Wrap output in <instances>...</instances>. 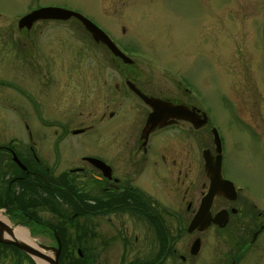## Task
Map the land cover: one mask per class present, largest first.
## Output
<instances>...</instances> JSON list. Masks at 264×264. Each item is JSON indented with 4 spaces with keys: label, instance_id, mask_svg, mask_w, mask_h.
<instances>
[{
    "label": "flooded vegetation",
    "instance_id": "af4514ba",
    "mask_svg": "<svg viewBox=\"0 0 264 264\" xmlns=\"http://www.w3.org/2000/svg\"><path fill=\"white\" fill-rule=\"evenodd\" d=\"M39 2L0 8V121L6 124L0 126V237L16 239L21 228L38 244L56 245L57 237L58 258L70 259L62 249L68 238L91 244L101 240L103 229L129 234L138 222L159 236L147 260L136 262V253H129L132 264H164L169 252L179 264H207L212 256L217 264H242L247 256L252 264H264V180L234 182L223 166L230 129L264 164V0H228V84L225 98L215 104L226 136L210 123L209 110L201 108L182 73L169 71L175 74L169 88L155 92L131 70L133 60L114 56L75 17L26 19L47 8L75 12L122 52L92 14L63 2ZM91 53L96 60L89 63ZM140 94L184 109L183 117L145 134L152 110ZM213 130L220 177L230 185L219 182L206 204V228L187 233L181 244L168 237L166 225L188 224L201 208L210 184L202 153L214 162L217 155ZM73 225L82 226L79 236ZM25 261L32 262L0 242V264Z\"/></svg>",
    "mask_w": 264,
    "mask_h": 264
},
{
    "label": "rangeland",
    "instance_id": "374dc122",
    "mask_svg": "<svg viewBox=\"0 0 264 264\" xmlns=\"http://www.w3.org/2000/svg\"><path fill=\"white\" fill-rule=\"evenodd\" d=\"M30 1L0 0V8L10 11ZM43 1L67 3L71 8L92 14V20L105 32L112 34L111 37L118 40L120 50L133 60L131 70H135L140 80L152 86L155 92L169 88V80L175 77L169 71L177 75L182 73L184 80L196 89L201 108L209 110L210 123L226 136L224 125L218 124L223 122L215 111V104L225 98L228 84V0H40ZM122 28L125 34L124 31L121 33ZM77 46L79 48L80 43ZM91 54L93 57L86 59L89 63L96 60V54ZM108 60L109 54L105 52L104 61ZM110 70L105 68L106 76H112ZM4 125L0 121V126ZM77 139L69 138L68 141ZM251 150L257 155V149ZM223 157L228 179L243 184L252 178L264 180V164L248 152L239 133L234 130H228ZM78 222L79 219L74 221L76 225H79ZM186 225H166L168 237L181 244L186 242L189 238L185 232ZM105 227L109 228L106 223ZM73 228L79 236V226L73 225ZM103 230L101 240L91 244L68 238L63 243V253L75 258V249H80L82 258L86 257L84 264H132L134 261L147 260L156 250L159 233L154 228L146 229L137 222L127 229L129 234H124L122 228L118 235L110 228ZM121 236L123 238L120 239ZM133 237H136L135 242ZM29 239L34 244L40 242L31 236ZM43 244L56 247L55 243ZM129 253H136L133 257L137 259L132 261L133 257H129ZM48 256H53L51 251ZM167 257L170 262L164 264H179L176 256L170 252ZM247 257L242 264H252L251 257ZM25 264L28 263L25 261ZM207 264H217L216 258L212 256Z\"/></svg>",
    "mask_w": 264,
    "mask_h": 264
},
{
    "label": "water",
    "instance_id": "95a60500",
    "mask_svg": "<svg viewBox=\"0 0 264 264\" xmlns=\"http://www.w3.org/2000/svg\"><path fill=\"white\" fill-rule=\"evenodd\" d=\"M32 14H34L35 16L27 17L26 19L28 21H33L34 19H37V18L66 19L70 16H73L82 24L83 28L89 32V34L91 35L94 41L104 44L105 47L113 55L117 56L122 61H126V62L130 61L109 41V39L106 37V35L102 31H100L92 23H90L87 19L78 15L77 13H73L70 11H64L58 8H49V9H41V10L35 11ZM141 98H143V100L149 107L154 106L155 102L167 104L165 102L158 101L156 99H147V97L143 95H141ZM173 108H178V107H173ZM154 109H157V107L155 106ZM178 110L179 112H175V111L169 112V111L162 110L159 112L158 115H155L152 112H150L144 124V128H146L145 134L152 131L155 127H162L166 125L167 123H171L175 119L182 118L183 117L182 116L183 114L181 111L182 109L180 110L178 108ZM212 134H213V142L216 146L217 156L214 162L212 159L213 157L208 152L204 151L202 153V159L204 161V171L206 175L208 176L210 184H209L207 193L205 194V197L203 199V202L201 203V208L192 217V219L190 220V222L188 223L186 227V231L188 233H191L192 231H195V230L201 231L206 228L207 223H208V219H207L208 218L207 217L208 207L206 204H209V201H210V198H212V195L218 192L220 188L219 182H225V183H228V185H230L229 182L222 180V178L220 177V168H219L220 143H219V139H218V136L215 130L212 132ZM0 242L15 246L16 248L24 252L27 256H29L34 261L35 264H37V260H40V258L45 260L47 262L46 264H58V255L60 251V244H59L58 239H57L56 247L44 246L40 244H37L34 246L28 243L18 242L16 240L7 241L2 238H0ZM197 248H198V239L194 240V242L191 245L192 253H195ZM39 249H42V251L50 250L53 256L47 257L45 255H42ZM77 252L78 254H80L79 250Z\"/></svg>",
    "mask_w": 264,
    "mask_h": 264
},
{
    "label": "bare ground",
    "instance_id": "6f19581e",
    "mask_svg": "<svg viewBox=\"0 0 264 264\" xmlns=\"http://www.w3.org/2000/svg\"><path fill=\"white\" fill-rule=\"evenodd\" d=\"M155 106L157 107V109H154ZM152 111L153 114L155 115H158L160 111L162 110H165V111H169V112H179L178 108L181 110L182 108L178 107V108H173L172 106L170 105H167V104H162V103H159V102H155L154 106L152 107H149ZM182 111V114H183V110ZM183 116V115H182ZM15 234V238L16 239H13L14 241H18V242H24V243H28V244H33L32 241H30V239H28V237L26 236V232L24 230H16L14 232ZM42 253V255H45L48 257L49 255V252L50 250L48 251H42V249H39ZM37 260V259H36ZM47 262L43 259L40 258V260H37V264H46Z\"/></svg>",
    "mask_w": 264,
    "mask_h": 264
},
{
    "label": "trees",
    "instance_id": "16d2710c",
    "mask_svg": "<svg viewBox=\"0 0 264 264\" xmlns=\"http://www.w3.org/2000/svg\"><path fill=\"white\" fill-rule=\"evenodd\" d=\"M77 216H79V214L73 216V220L74 221L76 220L75 218ZM62 247L64 248V245L63 244H62ZM85 262L86 261H85L84 256H83V258L82 257H75V258L73 257V258H70V259H61V258L58 259V264H84ZM29 264H33V263L32 262H29Z\"/></svg>",
    "mask_w": 264,
    "mask_h": 264
}]
</instances>
